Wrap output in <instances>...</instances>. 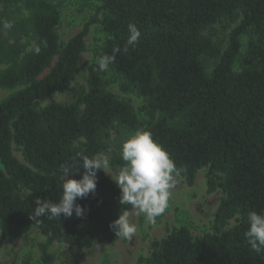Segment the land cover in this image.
<instances>
[{
	"label": "trees",
	"instance_id": "16d2710c",
	"mask_svg": "<svg viewBox=\"0 0 264 264\" xmlns=\"http://www.w3.org/2000/svg\"><path fill=\"white\" fill-rule=\"evenodd\" d=\"M64 1L0 0V88H17L0 99L1 238L17 239L32 226L44 236L38 260L25 255L21 264H52L54 243L81 253L113 242L110 223L132 206L120 205V189L103 170L95 192L76 201L82 216L34 221L30 213L37 197L59 201L61 165L72 166L66 178L79 180L85 172L79 156L105 151L112 127L142 128L167 150L186 183L207 167V190L220 188L222 195L209 230L194 236L186 226L174 228L152 241L139 262L264 264V249L257 252L244 235L248 213L264 211V0H96L100 16L91 22L105 38L86 64L82 90L72 81L90 22L60 41ZM222 22L235 23L225 47L209 32ZM129 23L141 38L124 51ZM103 55L115 57L106 71L97 63ZM108 71L120 76L121 89L141 97L142 118L108 89ZM55 92H71L73 99L43 105ZM113 163L124 166L121 157Z\"/></svg>",
	"mask_w": 264,
	"mask_h": 264
},
{
	"label": "rangeland",
	"instance_id": "374dc122",
	"mask_svg": "<svg viewBox=\"0 0 264 264\" xmlns=\"http://www.w3.org/2000/svg\"><path fill=\"white\" fill-rule=\"evenodd\" d=\"M96 0H66L61 8V20L57 26V33L60 41H66L75 33L80 31L85 23L90 22L88 32L84 37L86 48L79 56V70L72 81V85L77 90L86 88L87 69L86 64L95 59L96 50L104 41L105 33L98 22H91L99 17L96 9ZM235 23H216L209 32L214 40L222 47L228 42V33ZM208 33V31L206 32ZM26 40V35L23 36ZM247 41L246 36L241 37V51L244 50ZM236 64L234 66L236 68ZM3 65L0 64V69ZM105 77L109 80L108 89L120 98L127 99L132 104L134 110L140 118L143 115L139 111L142 102L133 90H123L120 87L122 79L117 74L108 71ZM17 88H0V99L6 97ZM73 99L71 92H55L42 104L50 100L59 102H69ZM142 131V128L127 130L114 126L109 130V135L105 142L107 149L96 156H106L110 162L111 171L116 175L123 166L113 163V159L121 157V144L132 133ZM13 154L21 162H24L21 152L13 144ZM106 173V172H105ZM208 168H200L195 175L192 184L186 183L180 176L176 186L171 190L169 207L159 217L154 224L149 223L144 214L137 215V210H128L130 219L135 223L137 231L132 239L116 237L113 242H96L89 248H83L81 253L76 247H70L65 243H54L49 246V251L54 255L52 264H143L139 262V257L149 256L152 248L151 242L160 240L169 231L180 226H186L192 235L198 236L210 229L214 213L219 204L222 192L220 188L212 192L207 190ZM106 175L114 182L111 173ZM233 223V221L231 222ZM44 241V236L37 227L32 226L29 231L17 239L1 238L0 236V264H21V259L25 255H31L33 260L39 258V243Z\"/></svg>",
	"mask_w": 264,
	"mask_h": 264
},
{
	"label": "clouds",
	"instance_id": "9594fccd",
	"mask_svg": "<svg viewBox=\"0 0 264 264\" xmlns=\"http://www.w3.org/2000/svg\"><path fill=\"white\" fill-rule=\"evenodd\" d=\"M11 23L5 22L4 28H10ZM129 35L124 51L139 43L141 32L135 23L128 24ZM115 51H119L116 49ZM35 52L39 54L40 48ZM114 55H103L98 58L101 71H106L114 61ZM121 159L124 166L116 175L111 171L109 159L106 156L80 155L85 172L81 179L66 178L72 171L71 165H61L64 172L61 184L62 194L58 202L37 197L35 207L30 213L36 221L41 217L61 218L82 216L84 209L78 203V198H85L95 192L96 174L98 170L111 173L120 189V205H131L136 214H144L149 223L154 224L169 207L171 190L176 186L181 169H179L170 154L156 142L148 131H136L130 134L121 144ZM79 164V165H80ZM78 167V166H77ZM75 167L74 170L77 168ZM248 227L244 233L250 246L257 252L264 249V211H250L247 216ZM109 227L115 231L116 237L132 239L137 231L135 223L130 219L128 211L119 212Z\"/></svg>",
	"mask_w": 264,
	"mask_h": 264
}]
</instances>
